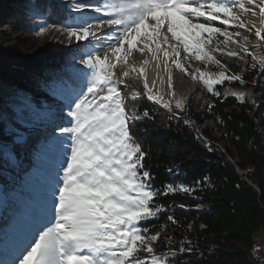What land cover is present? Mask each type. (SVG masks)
<instances>
[{
	"label": "snow or ice",
	"instance_id": "obj_1",
	"mask_svg": "<svg viewBox=\"0 0 264 264\" xmlns=\"http://www.w3.org/2000/svg\"><path fill=\"white\" fill-rule=\"evenodd\" d=\"M70 3L72 12L81 15L82 23L66 24L56 30L69 44H77L83 70L79 85L65 97L67 111L61 108L50 130L51 138L62 149L57 187L52 193L54 203L51 215L34 227L33 238L18 250L11 264H175L178 254L191 252L192 247L182 243L178 249L173 248L165 227L153 232L145 225L167 211L159 198L177 193L194 195L197 189L173 183L156 188L144 164L146 152L131 127L141 118L134 107L137 97L144 95L148 101L161 105L168 111L169 119H179V113L187 111V98L164 101L154 94L143 65L149 63L147 56L160 61L162 53L166 71L171 59L176 69L202 83L214 96H219L214 86L226 81L243 85L242 75L231 72L216 54L241 59L251 56L255 61L252 68L257 64L264 67V56L258 58L235 39L242 35L240 31L230 32L219 25L247 28L241 14L252 12L255 16L246 7L253 5L259 8L262 19V27L256 28L255 35L264 41V0ZM243 40L247 42L248 37ZM237 44L239 47H233ZM134 52L145 57L140 66L135 60L130 63ZM181 60L203 62L205 69L211 65L219 71L209 74L195 68L189 73ZM172 80L169 71L170 86ZM140 83L142 94L134 90ZM124 89L130 90L131 106L126 103L129 97ZM225 94L229 92L226 90ZM230 94L241 100L244 95ZM142 115L149 117L148 110H143ZM17 142L23 145V137L18 136ZM166 218L174 225L179 223L173 215ZM162 236L167 243L165 251L158 253L156 245ZM0 264L6 262L0 260Z\"/></svg>",
	"mask_w": 264,
	"mask_h": 264
},
{
	"label": "trees",
	"instance_id": "obj_2",
	"mask_svg": "<svg viewBox=\"0 0 264 264\" xmlns=\"http://www.w3.org/2000/svg\"><path fill=\"white\" fill-rule=\"evenodd\" d=\"M27 1L4 0L8 20L25 19L27 12L35 9L34 13L53 25L75 22L69 4L57 7L49 0H30L32 5H27ZM246 69L244 73L234 71L242 75L243 85L226 81L214 86L219 96L208 93L210 108L187 105L179 119H169L167 111L145 99L134 103L141 118L134 122L131 132L146 152L144 164L153 176V185L161 188L173 183L197 189L194 195L177 193L159 198L167 211L145 225L153 232L165 227L173 248L182 243L192 247L191 252L178 254L175 264H264V80L258 78L264 77V68ZM56 72L60 84H70L73 78L66 68L60 66ZM0 79L25 91L35 89L29 83L32 80L9 77L1 69ZM249 85L259 104L256 109L244 97L223 95L228 86L242 89ZM124 92L129 97L126 103L133 105L130 91ZM145 109L149 112L146 118L142 115ZM185 120L190 123L185 124ZM207 120L213 121L220 137H214L208 128L197 132L196 126ZM180 204L187 208L178 207ZM167 215L175 216L179 223L172 224ZM166 243L162 236L156 245L158 253L165 251Z\"/></svg>",
	"mask_w": 264,
	"mask_h": 264
},
{
	"label": "rangeland",
	"instance_id": "obj_3",
	"mask_svg": "<svg viewBox=\"0 0 264 264\" xmlns=\"http://www.w3.org/2000/svg\"><path fill=\"white\" fill-rule=\"evenodd\" d=\"M49 1L57 7H62L65 3L71 7L70 0ZM256 2L259 3V0ZM26 4L32 5V2L29 0ZM7 5V2L0 0V69L9 77L17 76L26 81L30 79L32 81L29 83L35 86V89L25 91L15 84L0 79V123L2 127L0 130V260L11 264L18 250L33 238L34 227L51 215L54 203L52 193L57 187L62 149L59 142L51 138L50 130L53 121L61 114V108L63 107L64 112L67 111L64 107L65 97L79 85V73L83 70V66L79 63L82 52L77 50L76 43L69 44L66 37L57 32L56 29L60 26L51 24L42 18L40 13H34L35 9L33 12L28 11L29 16L25 19L8 20L5 11ZM246 7L256 13L255 16L252 12L241 14V19L247 24V28L222 26L240 31L242 35L235 39L259 58L264 56V41L256 37L255 31L256 28L262 27V19L259 8L253 5H246ZM72 13L75 22L70 24L82 23L81 15ZM215 23L218 24V22ZM244 36L248 37L247 42L243 40ZM233 47H239V44ZM168 51L171 53V49ZM216 58L221 60L231 72L244 73L246 68V70H252L251 65L255 63L251 56H246L244 59L227 58L217 53ZM181 62L189 73H192L195 68L206 70L209 74L219 71L211 65L205 69L203 62L195 60H181ZM169 64L175 68L171 59ZM60 66L66 68L71 74L73 79L69 80V83H75L73 88L69 87L70 84H60L59 72H56ZM257 67L264 68L259 64ZM39 70L41 71L37 72ZM177 71L181 73L183 79H187L197 87L199 95L197 100L193 96H182L187 98L188 107L202 110L209 105L210 101L207 96L209 92L202 83L194 82L190 75L180 70ZM44 75H48L49 78ZM258 78L264 80L262 76L258 75ZM250 86L242 87V89L228 86L224 89L223 95L228 97L233 96L231 92L243 93L247 102L256 109L259 104L253 99ZM226 90L229 92L228 95L225 94ZM139 99L147 100L144 95L137 97V100ZM47 106L56 115L47 119V123H44L42 128L30 126L39 116H43ZM158 106L167 111L161 105ZM205 128L211 130L214 137H220L213 121L207 120L202 125L196 126L198 133ZM18 136L23 137V145L17 142Z\"/></svg>",
	"mask_w": 264,
	"mask_h": 264
},
{
	"label": "bare ground",
	"instance_id": "obj_4",
	"mask_svg": "<svg viewBox=\"0 0 264 264\" xmlns=\"http://www.w3.org/2000/svg\"><path fill=\"white\" fill-rule=\"evenodd\" d=\"M144 58L145 57L141 56L139 53L134 52L133 56L129 59L130 63L135 60L138 62L137 66H140V62H142ZM147 59L149 63L143 65V71L148 80L149 87L152 88L154 94H158L164 101H174V99L181 98L182 96H193L195 100L198 99L197 87L193 83L187 81V79H183L181 73L177 71L178 69L176 70L171 66L167 71L165 70L162 54L160 61H157L151 56H147ZM157 63H159V68H157ZM169 71L173 76L171 86L168 82ZM134 90H138L142 94L144 91L142 83ZM173 93L175 95H173ZM31 121H33V119H31Z\"/></svg>",
	"mask_w": 264,
	"mask_h": 264
},
{
	"label": "water",
	"instance_id": "obj_5",
	"mask_svg": "<svg viewBox=\"0 0 264 264\" xmlns=\"http://www.w3.org/2000/svg\"><path fill=\"white\" fill-rule=\"evenodd\" d=\"M150 102H151V101H150ZM151 103H152V104H154L155 106H158V105H156V104H155V103H153V102H151ZM158 107H159V106H158ZM236 169H237V171H239L237 167H236Z\"/></svg>",
	"mask_w": 264,
	"mask_h": 264
},
{
	"label": "built area",
	"instance_id": "obj_6",
	"mask_svg": "<svg viewBox=\"0 0 264 264\" xmlns=\"http://www.w3.org/2000/svg\"><path fill=\"white\" fill-rule=\"evenodd\" d=\"M238 173L242 174L241 171H238Z\"/></svg>",
	"mask_w": 264,
	"mask_h": 264
}]
</instances>
